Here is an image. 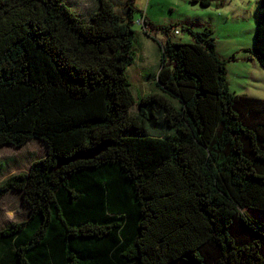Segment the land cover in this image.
Segmentation results:
<instances>
[{
  "label": "trees",
  "instance_id": "1",
  "mask_svg": "<svg viewBox=\"0 0 264 264\" xmlns=\"http://www.w3.org/2000/svg\"><path fill=\"white\" fill-rule=\"evenodd\" d=\"M95 1L0 0V148L47 149L0 183L28 207L0 264H264V98L230 89L211 27L161 26V92L136 99L133 24L158 26ZM252 52L264 68V0Z\"/></svg>",
  "mask_w": 264,
  "mask_h": 264
},
{
  "label": "rangeland",
  "instance_id": "2",
  "mask_svg": "<svg viewBox=\"0 0 264 264\" xmlns=\"http://www.w3.org/2000/svg\"><path fill=\"white\" fill-rule=\"evenodd\" d=\"M200 1L152 0L147 3L146 0H134V5L138 9L135 16L140 17V9H142L145 15L158 26L157 29H151V27L143 29L138 23L133 24L136 30L135 59L127 66L125 73L136 99L150 92H161L155 80V74L160 68L161 44L165 43L167 37V33L160 28L161 26H170L172 29L169 31V36L172 40L181 42L194 40L189 27L194 31H200L209 26L214 30L216 51L222 57L235 56L231 50L242 47L245 49L239 50L237 61L248 64L252 70L255 64L263 69L252 52L259 0H205L209 6L201 5ZM72 2L78 11L84 13L92 10V6L97 4L95 0H72ZM124 7L125 0H115L117 12H123ZM175 29L179 33H175ZM144 30L150 32V36ZM228 69L230 70L229 66ZM234 75L233 68L230 73L232 85ZM259 85L263 90V93H259L262 96L260 98H264V83L260 82ZM136 109V104L131 107L132 111ZM160 130L152 125L149 127V131L152 132ZM169 130L164 128L162 132H170ZM46 151L45 144L35 138L28 140L25 145L18 148L11 145L2 146L0 148V164H2L0 183L12 174L27 171L31 163L43 157ZM250 212L248 210V213ZM27 215L28 207L23 202L20 193L9 191L0 198V229L11 222L26 218ZM260 216L262 217L258 213H253L256 219Z\"/></svg>",
  "mask_w": 264,
  "mask_h": 264
},
{
  "label": "crops",
  "instance_id": "3",
  "mask_svg": "<svg viewBox=\"0 0 264 264\" xmlns=\"http://www.w3.org/2000/svg\"><path fill=\"white\" fill-rule=\"evenodd\" d=\"M95 4L94 6H92V9L96 6ZM144 29L147 28L144 27ZM241 49H245V48L240 47L236 50H231L232 53H234L237 58L235 57V60L234 59L228 60L227 62V79H228L229 87L232 91L239 94H248L252 96L262 97L260 96L259 93H263V90H262V86L259 84L260 82L264 83V71H263L264 68L262 67L263 69H261L255 64L254 70H252V68L249 67L248 64L245 65L244 62H238L237 61L239 60L238 53H240L239 50ZM241 58L243 57L241 56ZM230 62H234V63H230ZM228 66L230 70L228 69ZM233 68L235 70V75L232 78L234 80V84L232 85L230 80V73Z\"/></svg>",
  "mask_w": 264,
  "mask_h": 264
},
{
  "label": "built area",
  "instance_id": "4",
  "mask_svg": "<svg viewBox=\"0 0 264 264\" xmlns=\"http://www.w3.org/2000/svg\"><path fill=\"white\" fill-rule=\"evenodd\" d=\"M146 1H147V3H148V2L151 1V0H146ZM145 22H146V20H145V17H144V16H141L140 18H138V19L136 20V23H138L139 25H144ZM174 32H175V33H179V31H178L177 29H175Z\"/></svg>",
  "mask_w": 264,
  "mask_h": 264
},
{
  "label": "water",
  "instance_id": "5",
  "mask_svg": "<svg viewBox=\"0 0 264 264\" xmlns=\"http://www.w3.org/2000/svg\"><path fill=\"white\" fill-rule=\"evenodd\" d=\"M82 152V151H81ZM92 153V152H91ZM91 153L90 152H82V153H80L79 155H78V157H81V158H88V157H90L91 156ZM94 153V152H93ZM92 153V154H93ZM90 154V155H89Z\"/></svg>",
  "mask_w": 264,
  "mask_h": 264
},
{
  "label": "clouds",
  "instance_id": "6",
  "mask_svg": "<svg viewBox=\"0 0 264 264\" xmlns=\"http://www.w3.org/2000/svg\"><path fill=\"white\" fill-rule=\"evenodd\" d=\"M142 26V25H141ZM144 29V28H143Z\"/></svg>",
  "mask_w": 264,
  "mask_h": 264
}]
</instances>
